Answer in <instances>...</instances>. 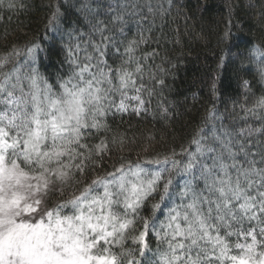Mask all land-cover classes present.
I'll return each mask as SVG.
<instances>
[{
  "label": "snow or ice",
  "instance_id": "1",
  "mask_svg": "<svg viewBox=\"0 0 264 264\" xmlns=\"http://www.w3.org/2000/svg\"><path fill=\"white\" fill-rule=\"evenodd\" d=\"M58 17L54 12L50 23ZM105 31L104 48L83 34L69 45L73 71L58 90L34 61L17 67L25 54L17 45L0 53V264H145L152 235L162 246L152 264H264V126L200 129L191 140L195 150L181 153L187 162L174 152L121 158L100 173L114 144L107 121L147 112L157 86H165L157 79L162 68L145 71L144 61L157 53L135 56L144 38L121 53ZM108 48L126 57L115 68ZM256 105L264 110V97ZM69 188L70 198L50 206ZM157 195L152 215L141 216ZM169 203L157 226V211ZM128 241L134 247L124 251Z\"/></svg>",
  "mask_w": 264,
  "mask_h": 264
},
{
  "label": "trees",
  "instance_id": "2",
  "mask_svg": "<svg viewBox=\"0 0 264 264\" xmlns=\"http://www.w3.org/2000/svg\"><path fill=\"white\" fill-rule=\"evenodd\" d=\"M119 1L4 0L5 6H0V53L13 45L23 53L36 46L32 56L37 69L57 90L60 78L73 71L68 48L78 42V34L104 48L100 29L106 27L103 36H114L121 53L129 42L141 38L145 42L136 48L137 58L157 53L144 61L145 71L162 68L157 79H163L165 86H157L147 112L117 114L107 121V135L114 144L101 174L112 171L121 158L125 162L163 159L174 152L176 159L187 162L181 153L195 150L191 140L200 129H218L222 124L237 129L264 126V110L256 105L264 97V0H122V7ZM9 2L16 7L8 9ZM54 12L59 17L53 24ZM106 59L115 68L126 57L108 48ZM163 108L169 109L167 115ZM176 183L183 179L178 177ZM72 192L69 188L63 197L52 196L50 206L70 198ZM158 202L154 196L148 201L149 210L141 214L150 217L152 205ZM170 207L172 203L157 211V226L165 222ZM149 243L152 251L144 257L146 264H152L162 247L154 235ZM133 247L128 241L123 250Z\"/></svg>",
  "mask_w": 264,
  "mask_h": 264
},
{
  "label": "rangeland",
  "instance_id": "3",
  "mask_svg": "<svg viewBox=\"0 0 264 264\" xmlns=\"http://www.w3.org/2000/svg\"><path fill=\"white\" fill-rule=\"evenodd\" d=\"M121 1H122V0H120V1L118 2V3H120V5H119L120 7H122V5H121V4H122ZM127 2H128V0H127ZM24 53H25V54L21 56V58L23 59V62H24V63L21 64V66H23V65H27V64L30 62V60H31V57H30V56L32 55V53H31V54H27L26 50H25ZM19 63H20V59H19ZM19 63H18L17 65H19ZM32 66H33V65H32ZM17 67H18V66H17ZM33 67H35V66H33ZM177 179H178V177L175 178V181H177ZM161 188H162V186H161ZM155 198L158 199L159 196L157 195V196H155ZM140 215L143 216V217H146V215H143V214H140Z\"/></svg>",
  "mask_w": 264,
  "mask_h": 264
}]
</instances>
